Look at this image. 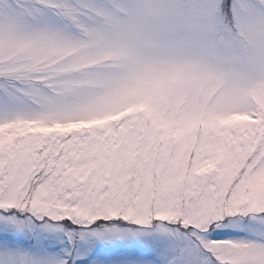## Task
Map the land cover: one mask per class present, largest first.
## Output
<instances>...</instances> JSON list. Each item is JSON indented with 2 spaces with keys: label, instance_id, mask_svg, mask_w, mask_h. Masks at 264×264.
I'll return each mask as SVG.
<instances>
[{
  "label": "rangeland",
  "instance_id": "rangeland-1",
  "mask_svg": "<svg viewBox=\"0 0 264 264\" xmlns=\"http://www.w3.org/2000/svg\"><path fill=\"white\" fill-rule=\"evenodd\" d=\"M67 260L264 264V0H0V264Z\"/></svg>",
  "mask_w": 264,
  "mask_h": 264
}]
</instances>
